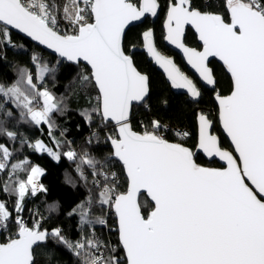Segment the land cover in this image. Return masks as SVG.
<instances>
[{"label":"snow or ice","instance_id":"1","mask_svg":"<svg viewBox=\"0 0 264 264\" xmlns=\"http://www.w3.org/2000/svg\"><path fill=\"white\" fill-rule=\"evenodd\" d=\"M209 7L208 0L202 6L195 0H167L164 39L213 91L217 80L209 58L223 62L231 87L226 95L216 92L214 99L237 155L223 147L204 110L197 111L194 148L169 141L165 133L170 129L160 120L138 118L137 108L152 110V86L129 53L126 30L146 16L156 17L160 0H0V60L7 59L6 46L15 47L11 34L17 30L55 53L56 65L86 64L79 78L97 94L95 103L79 112L90 130L85 142L106 148L98 159L61 139L67 129L55 118L66 115V98L49 88L46 77L54 85L57 69L38 54H30L35 76L16 66L14 82L0 83V192L8 198L0 199V264H41L45 257V264H58L50 242L64 248L73 264H264V0H221V10ZM186 26L198 34L202 50L185 44ZM141 39L170 86L186 90L198 104L200 87L158 49L154 30L143 31ZM160 103L167 105V98ZM10 122L16 127L9 128ZM21 124L41 133L46 126L51 146L19 132ZM173 134L178 139L190 135ZM24 147L76 164L79 177L66 172V182L88 188V199L65 213L69 219L78 217L76 238L61 226L45 227L58 215L59 204L48 205L46 214L30 209L25 218L26 199L47 193V188L38 179L44 169L17 156ZM198 152L226 166H203ZM116 163L126 177L124 191ZM142 194L152 202L147 214ZM93 207L101 214L92 213ZM107 213L115 217L114 225ZM97 228L115 231L116 242L97 235ZM41 248L43 257L37 251Z\"/></svg>","mask_w":264,"mask_h":264},{"label":"trees","instance_id":"2","mask_svg":"<svg viewBox=\"0 0 264 264\" xmlns=\"http://www.w3.org/2000/svg\"><path fill=\"white\" fill-rule=\"evenodd\" d=\"M206 0H195L197 6L204 5ZM221 0H208L210 7L208 10L217 11L221 10L217 8V4ZM161 3V12L156 20V22L151 19H147L145 24L135 26L128 30L126 34V46L130 50L132 45H135V48L142 47L141 34L143 31L151 28L155 31V37L157 45L161 51L166 55H170L174 58L177 64L181 69L197 83L202 91V97L198 104L191 103V101L184 95H176L172 92L171 87L164 76L157 72L152 63L148 61L147 57L143 53H136L133 55L134 61L138 68L147 73L151 79L152 93L151 100L149 101L151 105V112L146 111L144 108H137L139 113L138 118L144 119L147 121L149 118H155L160 120L162 123L168 125L170 131L166 132L165 135L167 139L171 142L183 143L185 146L194 148L197 143V126H196V115L198 110H204L206 114L210 116V119L215 125L214 133L221 135L222 145L227 150H232V146L228 140L222 135L220 126L218 125V108L214 100L216 92L221 94H228L231 87V77L230 74L226 71L225 67L218 63L216 60L210 65L215 73L217 82L216 90L211 92L205 89L203 86L197 82L196 78L189 72L185 66L182 58L178 56L174 51L170 50L165 45L164 40V29L163 24L165 21L166 14V5L167 0H160ZM11 39L15 47L6 46V60H0V83H11L16 79V66L27 67L30 72L35 76L37 73V68L30 63V54L36 53L41 57L43 63H47L49 67L56 68L55 73V84L53 85L50 79H47L48 86L54 91L58 96H64L66 98V103L68 106V111L65 116H56V122L60 128L67 129L65 137L61 139H67L72 142V147L79 153L86 151L92 156L100 159L102 158L103 152L106 150L105 147H97L95 143L88 144L85 142L86 137L89 135V128L85 125L84 119L79 115V112L84 108L88 107L89 102L92 104L95 103L96 90L91 84L83 83L79 78V73L81 68H86L84 65L75 66L69 64L65 61H61L59 65H56L57 57L51 54L46 53L39 46H35L28 40L26 41L21 36L12 33ZM186 45L197 50H201L198 39L196 35L189 30L185 37ZM52 74L50 73L49 76ZM166 97L168 100L167 105H162L160 103V98ZM14 107V106H13ZM9 128H15V122H10L8 124ZM176 129H187L189 130L190 135L187 139H178L173 133ZM19 132L25 133L29 138L35 140L36 138H41L45 143L51 146V141L47 135L48 129L44 126V131L41 133L37 128L21 124L18 129ZM2 139V138H0ZM104 136L101 134L100 142L103 145ZM4 143H9L7 140L3 141ZM10 147L12 145H9ZM16 148H19L20 145L17 143ZM17 156L22 159H30L33 166H39L44 169V174L39 177L40 182L47 188V193L41 192L35 198H29L25 201V213L24 216L27 219L29 216V210L33 212L39 211L41 214L47 213L48 205L59 204V213L58 215H53L51 219L47 221L45 227L54 228L56 226H61L64 228L65 233L71 237L76 238L78 236L77 225L78 217L72 216L70 219L65 216V213L73 206L77 205L78 202L82 203L88 199V188L83 186L81 182L79 186L73 188L66 182L65 173L71 175L73 178H78L80 173L76 171V164L73 162L67 161L66 158H62L59 162H56L47 154H40L30 150L28 147H24L22 152L17 153ZM197 161L203 166L212 167V168H221L218 162H209L206 158H203L200 155H197ZM15 162V161H14ZM85 173L90 174V169L87 166L83 167ZM114 170L117 171L120 175V191H124L127 188L126 177L123 173V170L119 163L115 164ZM23 176V174H22ZM91 187V184H89ZM95 193V189H92ZM0 199H8L3 192H0ZM13 200L15 197L12 198ZM142 205V211L147 214L151 209L152 204L143 195L140 199ZM11 206V201L9 202ZM95 215L101 214V209L93 207L90 210ZM110 219L113 222L115 217L111 216V213H107ZM96 233L99 236H102L104 239H111L113 243L117 240V234L115 231L108 233L104 229L97 228ZM4 237L0 235V241ZM48 249H54V261L58 264H73V257L62 247H59L51 242L48 245ZM39 253L43 257L44 249H38ZM47 258L41 259V264H45ZM48 264H53V261H48Z\"/></svg>","mask_w":264,"mask_h":264},{"label":"water","instance_id":"3","mask_svg":"<svg viewBox=\"0 0 264 264\" xmlns=\"http://www.w3.org/2000/svg\"><path fill=\"white\" fill-rule=\"evenodd\" d=\"M160 12H161V9L158 11V15H157L156 17L146 16V17L143 19L142 22H137L135 26H139V25H143V24H145V22H146L147 19H151L152 21L156 22V20H157L159 14H160ZM164 22H165V21H164ZM163 25H164V24H163ZM135 26H134V27H135ZM134 27H131V28H134ZM163 29H164V27H163ZM189 30H191V31L196 35V38L198 39V34L195 32V30H194L191 26H186V28H185V37H186V35H187V33H188ZM12 33L17 34L18 36H21L23 39H25L26 41L28 40L29 42H31V43L34 44L35 46H37V47L39 46V47H40L42 50H44L46 53L51 54V55H53V56H56V57L58 58V56H57L55 53H53L51 50L47 49V48L44 47V46L38 45L37 42H34V41H32L30 38H27V37L25 36V34L20 33V32L17 31V30H13ZM127 33H128V30H126V34H127ZM154 33H155V31H154ZM164 34H165V30H164ZM155 39H156V37H155ZM164 40H165V39H164ZM185 41H186V39H185ZM198 42H199V45L201 46V50H202V42L199 41V39H198ZM156 43H157V41H156ZM185 44H186V43H185ZM165 45H166L167 48H169L170 50L174 51L178 56H180V57L182 58V61H184L185 66H186V68L188 69V71H189V72H192V74H193L194 77L196 78L197 82H199L201 86H203V87H204L205 89H207L208 91L213 92V88H212V86H205V84L201 82V80H200L198 74L195 72L194 69L191 68L190 65H188V64L186 63V60H185V58H184L182 52H181L179 49H176L175 46L169 45L166 41H165ZM157 46H158V45H157ZM158 49H159V47H158ZM159 50H160V49H159ZM160 51H161V50H160ZM137 52H138V53H143V54H145V56L147 57L148 61L152 63L153 68H154L157 72L161 73V74L164 76V78H165V80H166V83H168L169 86H170V83H169L168 80L166 79V76H165L163 70H162L161 68H159L157 65H155L154 62L151 61V59L149 58V56L146 54L145 50L143 49V46H142L141 48L136 47L135 49H131L129 53L132 54V55H134V54H136ZM161 52H162L163 54H165L163 51H161ZM165 55H166V54H165ZM168 56H170V55H168ZM170 57L173 58L172 56H170ZM173 59H174V58H173ZM215 60H216L218 63H220L222 66H224V65H223V62L220 61L219 58H217V57H210V58H209V66H210V65L212 64V62L215 61ZM65 62H66V61H65ZM67 63H69V64H73V63H70V62H67ZM176 63H177V62H176ZM73 65L77 66L76 64H73ZM80 65H84V66L87 67V65L84 64V63H81ZM210 67H211V66H210ZM191 79H192V78H191ZM193 81H194V80H193ZM217 82H218V81H217ZM170 87H171V86H170ZM216 87H217V84H216V86H215V90H216ZM171 90H172V92H173L174 94H176V95H180V96H181V95H184V96H186V97L191 101L190 97H189L188 94L186 93V90L174 89V88H172V87H171ZM200 100H201V98L199 99V102H200ZM214 100H215V99H214ZM191 103H192V101H191ZM215 103H216L217 108H218V104H217L216 101H215ZM218 125L220 126V129H221V133H222V135H224V137H225V138L228 140V142L230 143V146H232V145H231V142H230V138L227 137L226 133L223 131L222 126H221L219 120H218ZM196 126H197V121H196ZM214 129H215V125H214V123H213V132H214ZM197 132H198V129H197ZM214 134H216V135L220 138V140L222 141V137H221V135H218L217 133H214ZM229 151H233V147H232V150H229ZM233 154H234V155H237L234 151H233ZM197 155H200V156H202L203 158H206V156H205L204 154H201V153H199V152L197 153ZM206 160H208L209 162H216V161H217L221 168L226 166V165L224 164V162H223V161H220L218 158H211V159L206 158ZM143 195H144V194H142V195L140 196V199H141V197H142ZM145 196H146V195H145ZM146 198H147V199L149 200V202L152 204V202L150 201V198H148L147 196H146Z\"/></svg>","mask_w":264,"mask_h":264},{"label":"built area","instance_id":"4","mask_svg":"<svg viewBox=\"0 0 264 264\" xmlns=\"http://www.w3.org/2000/svg\"><path fill=\"white\" fill-rule=\"evenodd\" d=\"M177 130H179V131H187V132H189V130H187V129H182V130H180V129H176V131H177ZM187 138H189V137H187ZM187 138H186V139H187ZM182 140H183V139H182ZM184 140H185V139H184Z\"/></svg>","mask_w":264,"mask_h":264},{"label":"flooded vegetation","instance_id":"5","mask_svg":"<svg viewBox=\"0 0 264 264\" xmlns=\"http://www.w3.org/2000/svg\"><path fill=\"white\" fill-rule=\"evenodd\" d=\"M218 114V113H217Z\"/></svg>","mask_w":264,"mask_h":264},{"label":"rangeland","instance_id":"6","mask_svg":"<svg viewBox=\"0 0 264 264\" xmlns=\"http://www.w3.org/2000/svg\"><path fill=\"white\" fill-rule=\"evenodd\" d=\"M39 179V178H38Z\"/></svg>","mask_w":264,"mask_h":264}]
</instances>
